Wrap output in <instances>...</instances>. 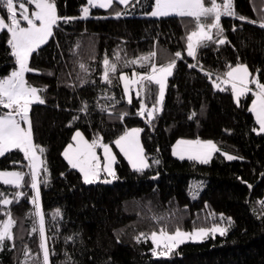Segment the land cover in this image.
I'll return each mask as SVG.
<instances>
[{
    "label": "trees",
    "instance_id": "1",
    "mask_svg": "<svg viewBox=\"0 0 264 264\" xmlns=\"http://www.w3.org/2000/svg\"><path fill=\"white\" fill-rule=\"evenodd\" d=\"M216 2L222 4L223 0ZM54 3L59 16L72 19L58 21L53 36L30 56V67L39 71L25 74L29 84L48 86L39 93L46 103L32 105L29 115L33 141L45 149L42 159L47 173L41 172L39 189L49 264H264V135L252 131L257 127L248 111L252 94L240 98L238 104L229 85L223 86L225 91L214 90L199 67H188L198 62L213 72L214 80L226 65L239 62L264 83V28L259 23L264 19V0H232L236 15L220 19L227 42H209L198 48L196 61L184 50L186 32L195 26L192 18L147 17L144 13L151 10L152 0H130L127 6L114 3L108 9L90 8L86 19L78 16L87 0ZM115 11H121V16L116 17ZM0 16L6 20L2 6ZM240 16L247 19L242 21ZM7 38V31H0V77L14 67ZM153 50L158 64L173 58L177 50L182 58L166 81L161 110L149 125L136 114L138 97L132 95L131 104L121 99L119 72L131 75L134 69L145 70L138 65L125 66L123 60ZM105 56L118 64L112 85L101 80ZM80 63L90 69L83 85L77 79L78 74L85 76ZM148 87L151 98L147 106L152 107L158 85L151 83ZM105 92L119 103L113 106ZM82 100L88 102L87 114L77 111ZM97 105L110 107L102 112ZM3 111L6 109H0ZM122 112L127 113L123 121L119 118ZM74 115L80 119L70 125ZM132 127L142 129L140 141L149 162V167L140 172L130 168L112 143L125 128ZM76 129L89 140L94 132H100L113 148L116 177L109 185L101 184L103 177L98 183L84 184L63 158V149ZM197 138L217 145L219 151L209 162L171 155L177 139ZM222 153L237 159L228 161ZM26 164L19 150L0 157V170L27 172ZM29 183L30 176H26L20 189L24 195L18 199L13 197L14 187L0 183V192L12 201L7 211L15 221L14 240H6L0 247V264H43L38 224L32 231L35 217ZM4 213L5 206H0V222L7 219ZM214 223L225 227L226 233L199 243L181 244L167 257H153L149 238L135 239L140 233L159 232L162 225L171 232L177 226L192 231L194 227L211 228ZM25 245L29 260L24 256Z\"/></svg>",
    "mask_w": 264,
    "mask_h": 264
},
{
    "label": "snow or ice",
    "instance_id": "2",
    "mask_svg": "<svg viewBox=\"0 0 264 264\" xmlns=\"http://www.w3.org/2000/svg\"><path fill=\"white\" fill-rule=\"evenodd\" d=\"M17 3L18 7L16 6ZM27 3L32 5L31 11H29L24 0H0V6L7 12L6 20L0 18V30L6 29L8 34L6 43L10 48V55L14 58L12 70L0 77V109H6V111L0 112V156L10 150L18 149L23 154V159L27 161L25 167L28 169L27 172L0 171V181L5 185L13 186L16 189L13 197L18 199L24 195L20 189L24 187L25 177L30 176L28 186L32 194L29 199L34 206L32 215L35 217L32 231L35 232L37 230L35 225L38 224L39 248L43 253V264H49L50 253L45 236L44 214L40 203V182L38 181L42 167L44 172L47 173L45 161L42 159L45 149L33 141L32 122L29 115L31 106L34 103H46L39 93L48 86L44 85L41 88H37L29 84L25 74L39 71L30 67V56L41 45L45 44L49 37L53 36V29L54 26L58 25V21L63 20L66 22L72 18L59 16L54 0H27ZM114 3L127 6L129 5V0H87V4L81 9V15L87 17L90 7L98 6L108 9ZM150 7L151 11L144 13L147 16L176 15L192 18L195 26L192 30L186 32V47L184 50L187 56L193 58L194 61L197 59L198 48L206 47L209 42H214L217 45L227 42V38L222 35L223 29L220 19L222 15H236L232 10V0H223L222 4L217 3L216 0H211L210 3H207L206 0H152ZM113 14L116 17H120L122 12L115 11ZM239 19L243 21L247 18L240 16ZM251 22L256 23V21ZM259 23L264 28V19H261ZM213 30L215 31L213 32ZM156 55V51L153 50L131 60L124 59L123 64L125 66L138 65L145 70L137 71L134 69L130 76L123 71L119 72V81L123 86L121 99L127 100L131 104L132 97L130 94L135 91L136 97L139 98V108L136 114L145 118L149 125L154 115L160 111L159 106L164 98L167 77L172 75L177 60L182 58V52L180 50L175 51L172 54L173 58L163 64L156 62ZM120 59L119 54H117L116 61ZM116 61L110 62L107 56L102 61L101 80L109 85L113 84L112 76L117 73L118 64ZM79 67L85 76L81 77L78 74L77 79L79 84L83 85L87 82L86 76L90 69L83 63H80ZM188 67H199L211 80L214 90L225 91L226 89L223 86L230 85L232 97L238 104L239 97L251 92L254 98L251 100L248 111L253 114L255 124L258 125V127H253L252 131L264 133V83L256 76L251 75L245 64L238 62L234 66L226 65V70L222 73H216L214 80L211 79L213 72L206 71L198 62L189 63ZM151 83L158 85V94L152 107H148L147 99L151 98V89L148 84ZM249 85H255V88H250ZM104 95L113 102V106L119 103L114 96L108 97L107 92ZM97 107L103 112L107 111L110 106L97 105ZM77 111L89 113L88 102L82 100L81 106ZM125 115H127L126 112L120 114L119 118L121 121H123ZM77 119H80V117L72 116L69 124L71 125ZM141 131L142 129L139 127L125 128L112 141L131 168L137 172L149 167L147 155L140 141ZM71 141L64 147L62 155L70 168L79 171L84 184L96 183L102 180V177L103 182H110L107 177L113 179L116 177L113 165L116 163L117 157L110 144L104 142V137L100 132H94L93 137L89 140L80 129H76L71 136ZM98 150H102V158ZM217 151L219 149L212 140H201L199 138L194 140L177 139L175 144L172 145V154L174 156H179L183 159L187 155L189 159L203 163H207L212 154ZM222 154L228 160L237 159V157L227 153ZM16 163H20V161H16ZM153 163H159V161L154 160ZM46 182L47 177L45 176ZM11 202L4 192H0V206H5L4 214L7 217V219L0 222V247L3 246L6 240H14L12 228L15 221L7 211V206ZM55 214L59 215V210H56ZM221 217H223V214H221ZM228 220L231 222L230 217ZM216 233L224 235L226 228L214 223L211 228L194 227L190 232L184 231L177 226L174 231L170 232L162 225L159 232L140 233V236L135 237V239L139 241L141 237L150 238L154 246L152 248L153 256L167 257L178 244L185 240H203L208 235L214 236ZM66 239H72V237H67ZM28 253L29 249L25 245L24 256L26 260L31 259Z\"/></svg>",
    "mask_w": 264,
    "mask_h": 264
},
{
    "label": "rangeland",
    "instance_id": "3",
    "mask_svg": "<svg viewBox=\"0 0 264 264\" xmlns=\"http://www.w3.org/2000/svg\"><path fill=\"white\" fill-rule=\"evenodd\" d=\"M130 1V0H129ZM24 2H25V4L27 5V7L29 8V11H31V9H32V5H30V4H28L27 3V0H24ZM17 7H18V3H17V5H16ZM95 7H98V6H95ZM90 8H94V7H90ZM90 8H89V15L87 16V17H83L82 15H81V12H80V14H79V16H78V18H80V19H86V18H89L90 17ZM98 8H100V7H98ZM263 9H264V6H263ZM151 11V10H150ZM147 16V15H146ZM169 16H176V15H169ZM147 17H151V16H147ZM161 17H163V16H161ZM0 18H2L1 16H0ZM151 18H158V17H151ZM22 23H23V21H22ZM6 30V29H5ZM0 31H2V30H0ZM215 30H213V32H214ZM42 46V45H41ZM40 46V47H41ZM185 53H186V51H185ZM186 55H187V53H186ZM130 76V75H129ZM170 77V76H169ZM169 77H167V79L169 78ZM167 81V80H166ZM121 85H122V83H121ZM225 86V85H224ZM230 86V85H229ZM165 87H166V84H165ZM249 87L250 88H255V85H249ZM122 88H123V86H122ZM230 89H231V87H230ZM249 93H251V92H249ZM131 97H132V95H134L135 97H136V95H135V91H133L131 94ZM246 95H248V93H246V94H244L243 96H241V97H239V99L240 98H242V97H244V96H246ZM254 97L252 96V99H253ZM164 99V98H163ZM235 102H237L236 100H234ZM163 102V101H162ZM34 104H38V103H34ZM33 104V105H34ZM250 104H251V102H250ZM162 105V104H161ZM161 105L159 106L160 107V110H161ZM253 115V114H252ZM254 117V116H253ZM254 120H255V117H254ZM257 127H258V125H257ZM257 134H263L264 135V133H257ZM72 142V141H71ZM175 144V143H174ZM114 146H115V144H114ZM111 147V146H110ZM112 148V147H111ZM115 148H116V146H115ZM113 149V148H112ZM117 150H118V152H119V149L118 148H116ZM13 150H18V149H13ZM10 151H12V150H10ZM98 152H99V154H100V156H101V158H102V156H103V153H102V150H98ZM114 152V151H113ZM215 153V152H214ZM214 153L212 154V156L214 155ZM122 155V154H121ZM171 155L174 157V158H176V159H180V160H193V161H196V162H200V161H197V160H194V159H189L188 158V156L187 155H185L184 156V158L183 159H181L179 156H174L173 154H172V148H171ZM212 156L208 159V162H209V160L212 158ZM233 156V155H232ZM1 157V156H0ZM122 157H123V155H122ZM224 157H225V155H224ZM64 158V157H63ZM124 158V157H123ZM125 159V158H124ZM225 159H226V157H225ZM126 160V159H125ZM226 160H228V159H226ZM233 160V159H232ZM66 161V160H65ZM228 161H230V160H228ZM67 162V161H66ZM126 162H127V160H126ZM128 163V162H127ZM200 163H203V162H200ZM115 164V163H114ZM129 165V164H128ZM130 166V165H129ZM113 167H114V165H113ZM130 168H131V166H130ZM74 170H76V169H74ZM0 171H18V170H0ZM42 171H44L43 170V167L41 168V170H40V174H41V172ZM78 173H79V171L78 170H76ZM80 174V173H79ZM40 176V175H39ZM39 176H38V181H39ZM109 180H113V178H111V177H107ZM83 181V180H82ZM98 182H100V181H97L96 183H98ZM0 183H2L3 184V182L2 181H0ZM9 186H11V185H9ZM13 187V186H12ZM199 188H201V187H199ZM10 199V198H9ZM263 201H264V197H263ZM33 206V205H32ZM33 208H34V206H33ZM188 232H190V231H188ZM216 235H220L219 233H216L214 236H216ZM213 235H208L205 239H203V240H185V241H183L182 243H180V244H178L176 247H178L179 245H181V244H184V243H199V242H202V241H204V240H207L208 238H211V237H214ZM150 239V238H149ZM150 241H151V239H150ZM151 243H152V241H151ZM154 247V246H153ZM175 247V248H176ZM174 248V249H175ZM154 258H159L160 256H153Z\"/></svg>",
    "mask_w": 264,
    "mask_h": 264
},
{
    "label": "water",
    "instance_id": "4",
    "mask_svg": "<svg viewBox=\"0 0 264 264\" xmlns=\"http://www.w3.org/2000/svg\"><path fill=\"white\" fill-rule=\"evenodd\" d=\"M110 181V180H109ZM101 184H103V185H109L110 184V182H101Z\"/></svg>",
    "mask_w": 264,
    "mask_h": 264
},
{
    "label": "built area",
    "instance_id": "5",
    "mask_svg": "<svg viewBox=\"0 0 264 264\" xmlns=\"http://www.w3.org/2000/svg\"><path fill=\"white\" fill-rule=\"evenodd\" d=\"M224 15L221 16V18L223 17Z\"/></svg>",
    "mask_w": 264,
    "mask_h": 264
}]
</instances>
